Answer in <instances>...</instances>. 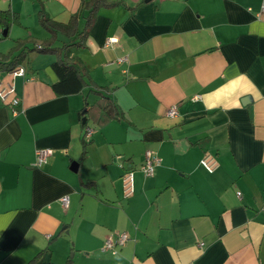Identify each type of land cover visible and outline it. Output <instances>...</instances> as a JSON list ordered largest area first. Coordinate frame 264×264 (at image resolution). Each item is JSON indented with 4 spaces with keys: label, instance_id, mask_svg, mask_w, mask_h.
<instances>
[{
    "label": "crops",
    "instance_id": "0c3cea01",
    "mask_svg": "<svg viewBox=\"0 0 264 264\" xmlns=\"http://www.w3.org/2000/svg\"><path fill=\"white\" fill-rule=\"evenodd\" d=\"M261 2L104 0L88 22L92 0H0L19 20L0 25V59L17 40L28 51L50 39L39 11L85 31L83 46L58 34L56 51L30 50L22 76L0 70L15 89L0 99V264H264ZM67 58L98 92L54 91L52 64ZM104 96L121 118L97 125L88 110ZM41 148L53 154L37 167ZM147 151L160 158L152 175ZM119 232L125 244L103 251Z\"/></svg>",
    "mask_w": 264,
    "mask_h": 264
},
{
    "label": "trees",
    "instance_id": "16d2710c",
    "mask_svg": "<svg viewBox=\"0 0 264 264\" xmlns=\"http://www.w3.org/2000/svg\"><path fill=\"white\" fill-rule=\"evenodd\" d=\"M103 3L104 0H92L89 14L86 16L88 22L91 20L93 13L96 12L98 5ZM39 14V22L51 34L50 39L42 41L40 44L34 42V47L28 49V51H24V43L21 40H17V45L13 50L19 51L18 54L14 55L10 61H7V58H1L0 70L10 71L17 68L18 64L25 58V54L30 50L37 52L56 51L58 47L53 46V43L57 39L58 34L66 35L69 38L68 43H64L66 50L71 46H83L85 31L77 32V16H71L66 23H62L51 19L43 11H39ZM18 22L17 13L9 9L0 10V25L4 27ZM52 67L59 77V80L53 85V89L57 94L79 93L89 85H91V89L94 92L100 90V87L92 83L88 78L86 71H81L71 59H59L52 64ZM104 97L107 100L106 104H94L88 110L89 116L93 118L97 125H102L112 119L121 118V112L115 104L108 97Z\"/></svg>",
    "mask_w": 264,
    "mask_h": 264
},
{
    "label": "built area",
    "instance_id": "2783aa9c",
    "mask_svg": "<svg viewBox=\"0 0 264 264\" xmlns=\"http://www.w3.org/2000/svg\"><path fill=\"white\" fill-rule=\"evenodd\" d=\"M257 18L264 20V0L261 2L260 10L257 13ZM0 36H1V29H0ZM113 42V39H108L105 46L110 45ZM124 59L119 58L118 61L122 62ZM9 74L13 76H22L24 74L23 67H17L13 70L9 71ZM15 91L13 84L7 83L5 87L0 86V99L2 101H6L8 96L13 94ZM11 106L15 107L18 104V99L13 97L10 100ZM16 114V110L13 111ZM177 114L176 106H170L167 111L166 115L169 117H175ZM91 133V128L86 129L85 136L88 137ZM53 154L52 149L49 148H41L35 151V161L34 165L40 167L48 162L49 157ZM201 165L208 171L212 172L214 169L215 162L213 160L208 159L207 157L203 158L201 161ZM160 163V158L153 154L151 151H147L145 154V163L140 167V170L145 175H152L155 171L156 166ZM122 180L124 183V192L125 195H130L134 191V172L132 170H127L123 176ZM61 204L63 207H66L68 204V197H62L60 199ZM128 239V235L125 232L113 233L106 237L103 242L101 249L103 251H109L112 254H116L119 250V247L123 246Z\"/></svg>",
    "mask_w": 264,
    "mask_h": 264
},
{
    "label": "water",
    "instance_id": "95a60500",
    "mask_svg": "<svg viewBox=\"0 0 264 264\" xmlns=\"http://www.w3.org/2000/svg\"><path fill=\"white\" fill-rule=\"evenodd\" d=\"M6 34H7V27H5L4 29H3V31H2V36L4 37V36H6ZM243 102V101H242ZM83 123H85V119H83Z\"/></svg>",
    "mask_w": 264,
    "mask_h": 264
},
{
    "label": "rangeland",
    "instance_id": "374dc122",
    "mask_svg": "<svg viewBox=\"0 0 264 264\" xmlns=\"http://www.w3.org/2000/svg\"><path fill=\"white\" fill-rule=\"evenodd\" d=\"M1 37V36H0ZM5 39V37L3 38V37H1V40H4Z\"/></svg>",
    "mask_w": 264,
    "mask_h": 264
}]
</instances>
